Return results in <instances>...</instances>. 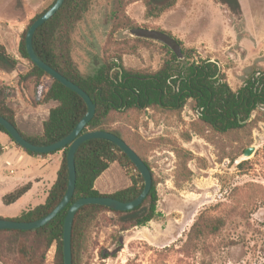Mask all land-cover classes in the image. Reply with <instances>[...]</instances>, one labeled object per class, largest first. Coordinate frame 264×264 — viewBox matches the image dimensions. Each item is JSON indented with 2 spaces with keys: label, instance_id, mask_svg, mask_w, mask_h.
Masks as SVG:
<instances>
[{
  "label": "rangeland",
  "instance_id": "1",
  "mask_svg": "<svg viewBox=\"0 0 264 264\" xmlns=\"http://www.w3.org/2000/svg\"><path fill=\"white\" fill-rule=\"evenodd\" d=\"M53 1L0 0V47L19 61L12 72L0 69V100L9 102L27 136L42 132L52 106L37 104L35 81L24 79L30 66L19 45L31 21ZM239 3L241 11L236 12L215 0H179L173 10L148 18L143 1L94 0L74 34V61L84 75L116 57L127 69L155 72L165 59L163 45H175L160 34L169 32L201 59L216 62L237 91L264 70V0ZM43 84L48 88L51 80ZM191 107L147 110L116 120L113 128L149 163L162 217L120 234L119 249V229L112 215L105 214L82 264H264V107L254 113L251 120L256 123L251 126L226 134L208 129L203 135L195 133L198 116ZM249 148L254 153L246 158ZM176 150L189 153L190 160L185 164ZM60 158L61 153L32 157L16 145L8 151L0 159V217L13 218L42 203ZM242 162L247 163L239 166ZM130 184L125 171L114 164L97 179L95 189L111 195ZM27 185L30 190L21 201L4 205L6 195ZM216 217L225 220L219 234L199 236L202 219ZM2 238L0 264H26L18 247H7L9 238ZM101 253L109 258L102 259ZM55 254L53 246L43 264H55Z\"/></svg>",
  "mask_w": 264,
  "mask_h": 264
},
{
  "label": "trees",
  "instance_id": "2",
  "mask_svg": "<svg viewBox=\"0 0 264 264\" xmlns=\"http://www.w3.org/2000/svg\"><path fill=\"white\" fill-rule=\"evenodd\" d=\"M49 8L37 15L22 35L19 52L30 66L24 79L35 81L34 96L38 105H51L43 130L35 136H27L18 127L16 113L9 102L0 100V116L13 124L26 140L38 146L52 145L68 136L87 113V105L73 91L61 85L44 71L35 66L28 57L25 38L29 27ZM94 0H66L60 10L35 33L33 48L36 55L47 65L84 90L96 105V113L83 133L106 131L115 134L130 143L113 128L116 120L128 114L146 113L147 110L158 112L182 111L189 104L198 116L194 122L197 135L206 130L226 134L253 125L254 113L264 107V70L253 74L245 85L234 91L227 82L226 75L216 62L201 59L194 49H188L169 32H160L175 43L164 44L165 59L159 70L143 72L124 67L122 58L103 62L92 74H82L73 58L74 34L78 25L85 19ZM147 9L148 18H158L173 10L179 0H140ZM232 11L240 12L239 0H215ZM177 48V49H176ZM181 58H184L182 61ZM19 66V61L11 57L4 47H0V69L12 72ZM50 79L46 88L44 79ZM251 121V122H250ZM0 134L12 138L0 126ZM12 142H14L12 140ZM17 147H19L16 144ZM20 148V147H19ZM32 157L47 158L61 153L56 179L46 192L45 199L39 205L20 212L13 218H1L16 222H34L46 217L64 198L68 186L67 152L68 148L52 154H36L23 150ZM183 150H176V156L186 164L190 155ZM4 154L0 141V157ZM138 154V153H137ZM139 155V154H138ZM141 157V155H139ZM151 170L149 163L141 157ZM247 162H242L239 166ZM77 182L70 204L47 226L33 231H0L9 238L7 247H18V253L26 264H43L47 252L56 246L55 264H63L62 239L65 217L72 204L82 198L111 197L120 202L135 200L144 189V180L128 157L114 144L104 140H90L83 143L75 155ZM121 167L130 185L111 195L100 194L95 183L112 165ZM152 173V172H151ZM153 177V174H152ZM30 185L19 188L3 198L6 206L21 201L29 192ZM159 196L157 184L153 181L151 191L143 204L128 212H118L106 207L88 205L76 214L72 232L73 264H82L88 253L96 229L99 228L105 214L113 217V226L119 229L116 239L118 248H122L120 234L133 228L146 227L150 222L158 221L162 215L158 211ZM199 236L210 238L217 236L225 226L223 217L202 219ZM199 224H195L190 237L196 234ZM197 237V236H196ZM119 251V250H118ZM102 259L109 258L101 253Z\"/></svg>",
  "mask_w": 264,
  "mask_h": 264
},
{
  "label": "water",
  "instance_id": "3",
  "mask_svg": "<svg viewBox=\"0 0 264 264\" xmlns=\"http://www.w3.org/2000/svg\"><path fill=\"white\" fill-rule=\"evenodd\" d=\"M66 0H57L55 4L41 17H39L28 29L25 38V48L31 62L37 66L40 70L44 71L50 77L58 81L61 85L67 89L73 91L87 105V113L76 125L74 130L62 140L48 146H38L32 144L24 138V136L18 131V129L11 124L8 120L0 116V126H2L9 136L12 138L15 144H17L23 150L36 153V154H52L65 148H68L67 152V170H68V186L67 191L62 201L56 206V208L49 213L46 217L34 222H16L6 219H0V231L13 230V231H33L47 226L52 222L71 202L77 182V171L75 164V155L78 148L85 142L90 140H104L117 146L132 162L137 171L140 173L144 180V189L142 193L131 202H120L111 197H90L82 198L72 204L67 212L63 227V239H62V254L63 264H73L72 257V232L75 216L77 212L84 206L96 205L106 207L108 209L118 212H128L141 206L144 200L149 195L152 185L153 177L151 170L137 154V152L129 146L124 140L106 131H90L83 133L86 126L92 121L96 113V105L91 97L80 87L69 81L58 71L43 62L35 53L33 48V38L36 31L47 23L63 6ZM254 153L253 148H249L245 151L244 157L249 158Z\"/></svg>",
  "mask_w": 264,
  "mask_h": 264
},
{
  "label": "crops",
  "instance_id": "4",
  "mask_svg": "<svg viewBox=\"0 0 264 264\" xmlns=\"http://www.w3.org/2000/svg\"><path fill=\"white\" fill-rule=\"evenodd\" d=\"M0 141L3 145V151H4V154L0 157V159H1L8 151H10L12 148H14L16 144L14 142H12V140L8 136H6L5 134H0Z\"/></svg>",
  "mask_w": 264,
  "mask_h": 264
}]
</instances>
